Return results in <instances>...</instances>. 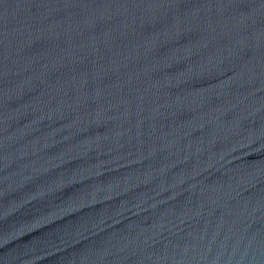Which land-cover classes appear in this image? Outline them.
Returning <instances> with one entry per match:
<instances>
[{
	"label": "water",
	"instance_id": "95a60500",
	"mask_svg": "<svg viewBox=\"0 0 264 264\" xmlns=\"http://www.w3.org/2000/svg\"><path fill=\"white\" fill-rule=\"evenodd\" d=\"M0 264H264V0H0Z\"/></svg>",
	"mask_w": 264,
	"mask_h": 264
}]
</instances>
